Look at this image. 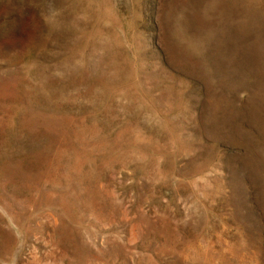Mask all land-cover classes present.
Wrapping results in <instances>:
<instances>
[{"label": "rangeland", "instance_id": "1", "mask_svg": "<svg viewBox=\"0 0 264 264\" xmlns=\"http://www.w3.org/2000/svg\"><path fill=\"white\" fill-rule=\"evenodd\" d=\"M0 264H264V0H0Z\"/></svg>", "mask_w": 264, "mask_h": 264}]
</instances>
